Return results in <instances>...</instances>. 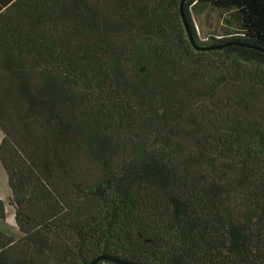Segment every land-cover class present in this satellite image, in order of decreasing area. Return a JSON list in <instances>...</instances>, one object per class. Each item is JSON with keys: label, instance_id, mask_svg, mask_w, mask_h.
<instances>
[{"label": "trees", "instance_id": "obj_1", "mask_svg": "<svg viewBox=\"0 0 264 264\" xmlns=\"http://www.w3.org/2000/svg\"><path fill=\"white\" fill-rule=\"evenodd\" d=\"M181 3L0 0V264H264V0Z\"/></svg>", "mask_w": 264, "mask_h": 264}, {"label": "crops", "instance_id": "obj_2", "mask_svg": "<svg viewBox=\"0 0 264 264\" xmlns=\"http://www.w3.org/2000/svg\"><path fill=\"white\" fill-rule=\"evenodd\" d=\"M201 16L197 17V22L200 25L202 33H216L220 30L223 25L222 20L219 19V12L207 7L205 10H202ZM236 26V23L232 24Z\"/></svg>", "mask_w": 264, "mask_h": 264}, {"label": "water", "instance_id": "obj_3", "mask_svg": "<svg viewBox=\"0 0 264 264\" xmlns=\"http://www.w3.org/2000/svg\"><path fill=\"white\" fill-rule=\"evenodd\" d=\"M185 1L186 0H182V3H181L182 18H183L185 27L187 29L189 38H190L192 44L194 45V47L196 49H198V50H210V49H213V48L223 47V46L229 44V43H225V44L217 45V46H200V45H198L196 40H195V37L193 36V33L191 31V28H190L189 23L187 21L186 15L184 13V3H185ZM103 260H111V261L119 262V263H122V264H132V263L121 261V260H118V259H115V258H112V257H108L106 255H102V256H99V257L95 258L90 264H98L100 261H103Z\"/></svg>", "mask_w": 264, "mask_h": 264}, {"label": "rangeland", "instance_id": "obj_4", "mask_svg": "<svg viewBox=\"0 0 264 264\" xmlns=\"http://www.w3.org/2000/svg\"><path fill=\"white\" fill-rule=\"evenodd\" d=\"M201 33H202L201 29L199 28L198 29L199 38L202 41H206L207 40L206 36L208 35L201 34ZM1 136L2 134L0 132V138ZM5 176L6 175L2 171V168H0V199L6 202L7 211H8V220L11 223H13L14 222V209L12 208L10 201H9L10 189H9L8 182Z\"/></svg>", "mask_w": 264, "mask_h": 264}]
</instances>
